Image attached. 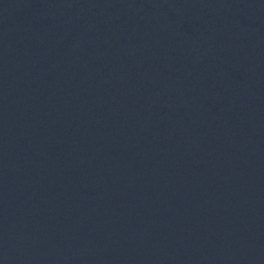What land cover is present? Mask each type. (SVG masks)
Returning <instances> with one entry per match:
<instances>
[{
    "label": "water",
    "instance_id": "obj_1",
    "mask_svg": "<svg viewBox=\"0 0 264 264\" xmlns=\"http://www.w3.org/2000/svg\"><path fill=\"white\" fill-rule=\"evenodd\" d=\"M0 264H264V0H0Z\"/></svg>",
    "mask_w": 264,
    "mask_h": 264
}]
</instances>
